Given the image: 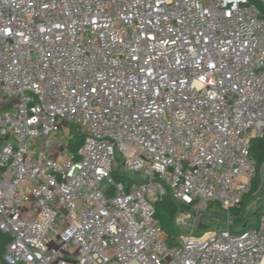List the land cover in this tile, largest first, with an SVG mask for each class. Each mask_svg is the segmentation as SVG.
Returning a JSON list of instances; mask_svg holds the SVG:
<instances>
[{
    "label": "built area",
    "instance_id": "obj_1",
    "mask_svg": "<svg viewBox=\"0 0 264 264\" xmlns=\"http://www.w3.org/2000/svg\"><path fill=\"white\" fill-rule=\"evenodd\" d=\"M260 3L0 0L6 264H264V212L232 227L264 137ZM222 212L226 229L195 236Z\"/></svg>",
    "mask_w": 264,
    "mask_h": 264
},
{
    "label": "trees",
    "instance_id": "obj_2",
    "mask_svg": "<svg viewBox=\"0 0 264 264\" xmlns=\"http://www.w3.org/2000/svg\"><path fill=\"white\" fill-rule=\"evenodd\" d=\"M81 142L82 137L77 133V131L74 130V140L69 143V148H71L73 151H76L77 148L81 145ZM251 156L257 163V175L256 178L253 180L251 191L244 198L241 208L234 212L236 222H240L242 220L241 216L244 213L245 205L253 195L258 193L260 189L261 181L259 179L258 172L261 164H263L264 162V137L256 138L252 141ZM155 210L156 219L161 225V229L168 245L174 246L180 236V230L175 223L176 217L180 212V208L171 199L170 196H166L155 204ZM9 242L10 238L0 232V264H6L4 256Z\"/></svg>",
    "mask_w": 264,
    "mask_h": 264
},
{
    "label": "rangeland",
    "instance_id": "obj_3",
    "mask_svg": "<svg viewBox=\"0 0 264 264\" xmlns=\"http://www.w3.org/2000/svg\"><path fill=\"white\" fill-rule=\"evenodd\" d=\"M259 6L264 10V4L260 3ZM118 158L121 160V156L118 154ZM123 177H125L126 182L128 181H143V178L138 174H133L129 172L125 167L121 168V174ZM258 175L263 177L264 180V162L261 164L259 168ZM115 178L120 181L121 178H118V176H115ZM262 184V183H261ZM264 212V183L263 186L260 185V189L257 194L253 195L251 199L247 202L245 205L243 216L241 217L242 220L240 222H236L232 224V227L235 228V226L239 225V230H243L245 227V224H247V228H254L258 221L260 214ZM224 212H222L219 215L215 216V219L209 218L206 222V225L209 226V229L206 230H197L195 232L196 237H200L207 233L208 231H215V230H223L226 229V221L224 219ZM218 219V220H217ZM232 228V229H233ZM180 230V235L184 234L185 231L183 229Z\"/></svg>",
    "mask_w": 264,
    "mask_h": 264
},
{
    "label": "water",
    "instance_id": "obj_4",
    "mask_svg": "<svg viewBox=\"0 0 264 264\" xmlns=\"http://www.w3.org/2000/svg\"><path fill=\"white\" fill-rule=\"evenodd\" d=\"M201 228L205 229L206 227L201 224Z\"/></svg>",
    "mask_w": 264,
    "mask_h": 264
}]
</instances>
